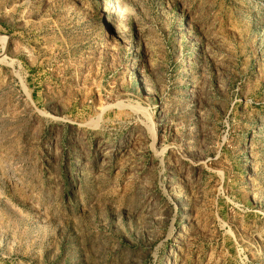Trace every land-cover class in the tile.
Here are the masks:
<instances>
[{"label": "rangeland", "instance_id": "1", "mask_svg": "<svg viewBox=\"0 0 264 264\" xmlns=\"http://www.w3.org/2000/svg\"><path fill=\"white\" fill-rule=\"evenodd\" d=\"M0 264H264V0H0Z\"/></svg>", "mask_w": 264, "mask_h": 264}]
</instances>
